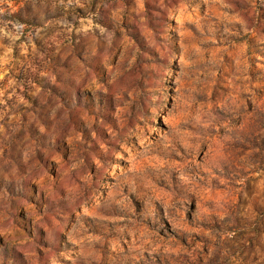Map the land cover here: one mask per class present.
Returning a JSON list of instances; mask_svg holds the SVG:
<instances>
[{
	"label": "rangeland",
	"instance_id": "374dc122",
	"mask_svg": "<svg viewBox=\"0 0 264 264\" xmlns=\"http://www.w3.org/2000/svg\"><path fill=\"white\" fill-rule=\"evenodd\" d=\"M0 264H264V0H0Z\"/></svg>",
	"mask_w": 264,
	"mask_h": 264
}]
</instances>
